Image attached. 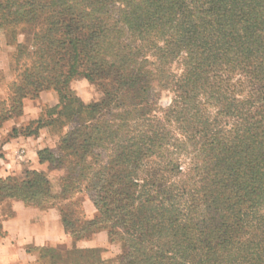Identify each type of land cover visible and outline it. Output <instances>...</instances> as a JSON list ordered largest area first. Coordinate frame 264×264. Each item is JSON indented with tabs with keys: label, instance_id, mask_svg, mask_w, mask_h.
Segmentation results:
<instances>
[{
	"label": "trees",
	"instance_id": "1",
	"mask_svg": "<svg viewBox=\"0 0 264 264\" xmlns=\"http://www.w3.org/2000/svg\"><path fill=\"white\" fill-rule=\"evenodd\" d=\"M0 28L30 43L14 54L25 61L9 109L53 90L52 122L75 126L60 143L57 193L44 172L25 170L0 178V203L56 207L74 239L103 231L120 250L109 260L77 251L76 264H264V0H0ZM148 52L159 65L181 57V75L146 69ZM154 76L173 92L161 119L149 115ZM74 77L103 99L68 96ZM224 118L232 127L216 129ZM169 124L192 146L186 172L159 155L151 169ZM37 156L54 161L47 149ZM172 179L186 202L168 196ZM81 192L99 215L72 224L55 201Z\"/></svg>",
	"mask_w": 264,
	"mask_h": 264
},
{
	"label": "rangeland",
	"instance_id": "2",
	"mask_svg": "<svg viewBox=\"0 0 264 264\" xmlns=\"http://www.w3.org/2000/svg\"><path fill=\"white\" fill-rule=\"evenodd\" d=\"M18 44H30L28 38L25 36V33L18 30L17 34L11 36L10 33H7L0 28V123H2L1 118H4V123L7 122L6 125L9 128L8 130L5 129L3 131L4 134H1V136H5L4 142H7L9 136L17 135V137H19L22 135V137H25L23 135L27 133H37V135H35L37 140L31 143L32 148L40 147L41 149L38 151L47 149L54 156L53 162H44L41 164L44 166L45 170L40 172H44L49 177L52 192L57 193L59 178L63 176V172L60 171L62 165L59 164L58 160H61L62 156L66 152L65 150L60 149V143L65 136H68L69 133L73 131L75 126L71 122H52L54 115L53 109L59 107L60 105L59 96L53 90L41 91L38 93L36 98H28L24 100L22 108L18 107L13 110L9 109L11 105V94L13 93V89L21 82V74L23 71L22 64L25 61L24 57L18 59L14 56V54L18 51ZM27 47L31 49V45ZM147 61L149 64L146 65V69L154 73H156L157 65L165 72L166 75H171V77L177 78L182 73L181 57L170 62H165L164 64L160 63L161 65H159L158 61L152 56V53L148 52ZM163 83L164 81L159 80L158 76H154L153 80L150 82L151 88L155 93V97L154 104L151 107L149 115L156 119L163 118L165 110L171 104L173 99V92L168 88L162 87L161 85ZM66 94L77 98L84 105L97 103L103 99V92L100 88L96 84L90 83L83 77L72 78L68 84ZM215 110L216 109L214 107H208V112L211 115H214ZM225 123L226 118H224V120L220 119L217 126L215 125L216 129L223 128V130L226 131L232 127L231 122L227 126ZM166 126V130L170 132V139L165 146L162 145L161 147H159V140L155 142L156 147H154V150L157 151V153H154V157L157 155V163L156 165L151 166V169L156 170L159 168L158 164L162 166L159 162V158H162L164 164H169L170 166L178 165L181 172H186L191 166V156L193 154L192 146L187 143V141L180 145L181 142L179 140H185V136H187V133L185 132L186 130H183L179 125L169 124ZM3 129L4 124L0 126V130L2 131ZM2 147L3 144H0V152ZM22 148H19V150L15 153V159L22 163L24 162V169L20 172H13L11 176H9L10 178H22L23 172L28 170L25 163V152L22 151ZM107 153L109 152H102L103 157L106 156ZM175 182L176 180L172 179L169 183L170 186L165 187L169 190L167 194L171 197V200H175L176 204H179V194L174 193L172 190L173 186H171L176 185ZM183 201L186 202L185 200H181L180 204ZM70 202L71 203H64L60 200L55 201L56 204H60V208L63 212L65 211L67 220L72 224L75 223L76 218L85 217L88 220H93L99 215L97 208L94 206L90 198V193L88 192L74 194ZM86 206H88L89 210L94 212L92 215L91 213H87ZM112 250L113 257L120 251L119 248L114 245H112Z\"/></svg>",
	"mask_w": 264,
	"mask_h": 264
},
{
	"label": "crops",
	"instance_id": "3",
	"mask_svg": "<svg viewBox=\"0 0 264 264\" xmlns=\"http://www.w3.org/2000/svg\"><path fill=\"white\" fill-rule=\"evenodd\" d=\"M0 130V178L24 169V162L15 159L22 148L28 170L44 171L39 164L37 152L32 148L36 137L8 138L4 142ZM34 145V144H33ZM87 213H94L86 206ZM90 211V212H89ZM0 264H76L72 256L77 251L99 250L102 260L113 257L112 245L105 232L90 233L82 239H74L64 229L62 218L56 207L28 206L19 199H6L0 203Z\"/></svg>",
	"mask_w": 264,
	"mask_h": 264
}]
</instances>
